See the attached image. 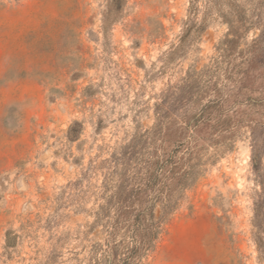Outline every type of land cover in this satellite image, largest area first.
<instances>
[{
	"label": "rangeland",
	"instance_id": "1",
	"mask_svg": "<svg viewBox=\"0 0 264 264\" xmlns=\"http://www.w3.org/2000/svg\"><path fill=\"white\" fill-rule=\"evenodd\" d=\"M209 103L224 144L141 264H264V0H0V264H103L113 155Z\"/></svg>",
	"mask_w": 264,
	"mask_h": 264
},
{
	"label": "trees",
	"instance_id": "2",
	"mask_svg": "<svg viewBox=\"0 0 264 264\" xmlns=\"http://www.w3.org/2000/svg\"><path fill=\"white\" fill-rule=\"evenodd\" d=\"M259 42L256 39L255 46ZM211 107L206 104L192 116L188 135L174 113L156 111L153 126L113 155L112 180L96 213L109 230L96 251L103 264L122 259L124 264H141L155 248L184 191L202 173V149L212 150L214 160L224 144L222 133L207 131Z\"/></svg>",
	"mask_w": 264,
	"mask_h": 264
}]
</instances>
